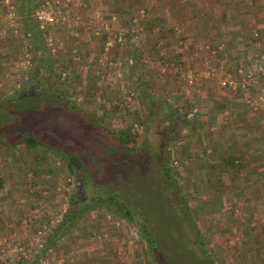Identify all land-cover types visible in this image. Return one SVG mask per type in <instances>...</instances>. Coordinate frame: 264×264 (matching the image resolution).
<instances>
[{
  "label": "rangeland",
  "instance_id": "rangeland-1",
  "mask_svg": "<svg viewBox=\"0 0 264 264\" xmlns=\"http://www.w3.org/2000/svg\"><path fill=\"white\" fill-rule=\"evenodd\" d=\"M41 1L31 10V19ZM50 1L58 18L42 32L47 43L50 37L51 63L61 76L58 85L48 77L13 83L24 70L21 62L26 51L10 39L18 27L10 25L6 7L13 5L12 23H16L32 0H0V47L7 49V58L6 51L0 55V95L16 89L27 97L11 103L0 99V203L33 209L21 218L23 234L14 235L13 229L8 236L0 234V264H13L35 252L40 254L33 264H211L208 257L214 264H264V241L258 239L264 222L262 165L244 162L243 155L245 167L239 174L228 170L225 156L244 151L237 144L244 133L228 132L234 117L220 111L222 107L210 110L215 98L191 92L197 87L193 82L199 85L201 79L203 86L208 78L228 86L219 80L226 72L236 75L241 67L248 94L257 98L264 91V78L250 68L257 53L244 51L238 58L235 51L225 56L221 51L209 55L203 49L197 53L202 68L196 73L193 44L197 38L192 35L196 25L181 21L175 4L159 2L149 7V3L147 11L140 8L131 33V23L121 22L124 14L113 11V0ZM225 1L211 0L208 6L214 13L225 11ZM156 12L164 16L167 30L166 39L156 41L162 46L152 48L157 33L150 26L158 20L151 13ZM73 17L76 22L70 25L67 21ZM173 52L180 59L176 65ZM223 56L224 62H230L227 67ZM211 65L215 71L206 74ZM250 71L252 79L246 74ZM243 91L236 89L235 94ZM263 102L256 105L264 108ZM183 110L187 124L181 120ZM258 115L257 126L251 129L264 130V110ZM128 128L137 135L125 147L115 133ZM253 135L264 139L258 130ZM26 136L43 144L27 147ZM62 153L77 156L82 164L80 179L75 169L65 170ZM166 158L178 190L162 170ZM30 165H37L35 173L28 169ZM73 191L89 208L55 249L43 248L46 232L66 209ZM109 194L128 203L131 218L117 213L106 199ZM216 197L221 200L214 201ZM106 213L118 224L108 220ZM133 221L145 228L144 234H153L151 247ZM103 232L112 248L108 255H94V259L76 255L77 247L91 248L92 234L98 237ZM116 240L119 252L113 249ZM218 250L221 253L213 255Z\"/></svg>",
  "mask_w": 264,
  "mask_h": 264
},
{
  "label": "trees",
  "instance_id": "trees-1",
  "mask_svg": "<svg viewBox=\"0 0 264 264\" xmlns=\"http://www.w3.org/2000/svg\"><path fill=\"white\" fill-rule=\"evenodd\" d=\"M37 1H39V0H35L34 2L32 0V2H30L28 7L24 10V17H21L19 22L17 20H16V23L14 22V25L17 26L18 28L13 32V35H11L12 37H10V39L15 40L16 45L19 46L20 49L21 48L23 49V45H24L25 46L24 50L26 52L28 51L27 53L31 52V54H30V57L28 55V62L23 64L24 70H22L20 72L19 76L15 77V79L13 80V83H16L19 80L22 81L23 83H25L28 81L29 78L38 82L40 77H48V78H51V82L53 84L58 85L61 82V76L59 75L60 71L56 72L54 70L52 63H51L50 55L52 53L50 52V46L48 45L47 41L44 40V33H46V32H42L44 29L38 28L34 19L33 18L31 19V13H32L31 10L35 6V4H37L36 3ZM204 1L205 0H113V1H111L112 2L111 6L114 7L113 11L115 10L118 14H122V13L124 14V16L121 18V20H122L121 22L122 23L128 22L129 24L131 23V33H132L133 32L132 30H134V31L136 30V27H135L136 22L134 21L135 14L137 13V11L140 8H143L144 11L145 10L147 11V9H150L149 8L150 6L157 5V3H159V2H167L168 4H171V5L175 4L179 10L178 12H179L180 17L179 16L178 17L180 18V20L181 21L189 20L192 23V21H193V19H195V17H198L199 15L202 17V14L206 11V7H205L206 4L204 3ZM149 3L151 5H149V7H148ZM222 12L223 11L220 12V15ZM151 15H152L151 16L152 18L156 17L158 20V22L153 20V22H151V26H150V30L156 29V31H154V33H157L155 45H153L152 48H158V47L162 46L163 43L157 44L156 41L159 38H165L166 39L165 31L167 30V28L165 27L164 22H163V19H165V18H164V16L162 17L160 15V12L159 13L156 12L155 15H154V13H151ZM32 17H33V15H32ZM203 18H204L203 21H206V22L209 21V22H211V24H213V26H215L214 24L217 22V20H215L214 23H213V21L208 20L209 17L207 18V15L205 16V13H204ZM219 20L220 21L223 20L222 15L219 16ZM152 24H153V26H152ZM193 25H196V24H193ZM183 30L187 31L188 27H186V28L184 27ZM182 36L183 37L187 36V33H183ZM233 40H236V37H234V35L230 36V38L228 37L226 39V42L227 43H233ZM133 41H131V44H133ZM25 42L27 43V45L24 44ZM4 51H6L4 53V57L7 58V49L5 48ZM4 51L2 50V47H0V55ZM170 51L172 52L173 48H170ZM217 51H219V50H217ZM22 52H23V50H22ZM171 59L173 60L174 65H176L178 63V61L180 62V59L178 58L177 54L174 52L171 53ZM256 60L257 61H264V58L260 59V57H257ZM220 66H222V64L219 65V67ZM53 73H54V75H53ZM52 76H53V79H52ZM18 92L19 91H17L15 89L12 93H7L3 97H2V95H0V99L4 100L7 103H11L14 101L18 102L19 100H22V99L27 100V97L23 96L24 94H22L23 97H21V94H19ZM180 106L174 107L173 110L176 111L177 109H181ZM167 113L168 112L166 111V114ZM185 114H186V110H183L181 112V118H182L181 120H182L183 124H187V122H188L187 121L188 119L186 118ZM107 129H109V128L107 127ZM115 135L117 136V139L119 140V142L122 140L123 144H125L124 146L126 147V146H128L129 142L134 141V138L137 135V133L134 132L133 130L130 131L128 128L126 132L123 130L122 131L120 130V131H117L115 133ZM255 136H257V135H255ZM23 141L27 147H32V146H35L36 144H41V145L43 144L41 141L33 138L32 136H26L23 139ZM128 148L129 149H131V148L136 149V147H132V146H130ZM61 156H63L64 162H65L64 168L66 171H72L73 172V170L75 169V171H77V173H78L79 172L78 170H80L82 168V164L76 155H71L70 153H68V154L62 153ZM242 157L244 158L243 154L240 152L239 153L238 152H231V151L228 152V154L225 156V163L227 165L228 170H232L234 173L239 174L238 172L243 167H245V164L242 163L243 162ZM167 158L169 159V157H167ZM168 159H167V163L162 166V170H163L165 176L167 177V179L174 182V185L176 186L175 188H176V190H178L177 189V182L174 181V179L172 178V174L170 172V169H171V167H170L171 163L170 162L171 161H169ZM259 164L262 165V168L264 167V163H259ZM28 169H30L32 172L35 173L37 170V165H35V166L30 165L28 167ZM76 177L80 179L81 175L78 173V174H76ZM245 178L247 180L248 173H246ZM1 186H2V183L0 181V187ZM106 199H107V201H109L115 205V209L117 210L118 214L123 215L124 217H126L128 219L131 218L130 209L128 207L127 202H124L121 199L114 200L113 196L111 194H109L106 197ZM216 200L220 201L221 199H220V197H216V199L214 201H216ZM85 204H86L85 201H82L79 198V196L74 193V191L69 194V196L67 198L66 209L64 211H62V213L59 214L60 217L58 218V220L49 228V231L46 232V238L44 241L43 248H46V249L49 248L50 250L55 249L56 248L55 246L59 242H61L62 239H64L66 232L73 231L72 229H75L78 227V223L81 222L82 214L85 213L87 211V209L89 208ZM187 214H188V216L191 215V213L188 209H187ZM129 222L131 223V220ZM133 223H134V226L144 234L145 228H143L142 225H139L134 221H133ZM95 227L96 228L99 227L98 224H95ZM258 234H259L258 239H260L259 242L262 243L264 241V222L259 226V233ZM144 235H145L146 239H148V242H147L148 246L151 247L153 244L150 241L149 235H146V233ZM243 240H244V238H243ZM204 253H205V255H209V253L206 252V250H204ZM220 253L221 252L219 250L214 251L213 255H219ZM38 254H40V253L35 252L29 256L22 255L21 258L15 259L13 264H33L38 259V257H39ZM92 256H94V255H92ZM95 256L92 257L91 259H94ZM207 261L211 264H214L212 258L208 257ZM5 264H9V263H5Z\"/></svg>",
  "mask_w": 264,
  "mask_h": 264
},
{
  "label": "crops",
  "instance_id": "crops-1",
  "mask_svg": "<svg viewBox=\"0 0 264 264\" xmlns=\"http://www.w3.org/2000/svg\"><path fill=\"white\" fill-rule=\"evenodd\" d=\"M204 3L206 4V11L204 12L205 16L207 15V18L209 17L208 20L213 21V23L215 20H217V22L214 24L215 26H213L211 22L203 21L204 13L202 14V17L199 15L200 17H195V19L192 21L196 24V26H193L192 28V35L197 38L193 44L195 49L192 47L194 49L193 55L196 54V57L193 61L195 64L193 69L197 70L196 73L200 72L199 70L202 68L201 60H199V57L197 56L198 52L204 51L202 45L213 44L215 46L212 47L217 48V50L221 51V53H223L225 56H228V53H231V51H235L239 55L238 58H240L244 51L248 50L255 52V54L257 53L256 58L260 53L264 54V0H226L224 5H222V8L225 7V11L223 9L224 13H221L223 18L222 21L219 20L221 11L214 13L213 9L208 6L209 4L211 5V0H205ZM231 9L232 13L229 11ZM232 35L236 37L237 41L233 40V43H227L226 39L228 37L230 38ZM218 47H220V49ZM225 56H223L224 59L223 61L221 60L222 62L226 60ZM238 58L236 57L235 60ZM219 65H221V63H219ZM229 65L230 62H224L223 64L224 67ZM205 72L206 74L208 73V71ZM263 74L264 73L258 71V75L264 77ZM204 81L206 82L204 86L202 85V79L201 82L199 81V85L198 82H193V84H197V87L193 88L191 92L195 95L199 94V96H203V93L205 92L207 94V98L210 100H214L211 98L216 99L214 100L215 103L212 105L213 107H209L210 110H217V108L222 107L220 108V111L223 109L224 113H228L230 116L234 117L232 119V123H230V126L232 127L229 129L230 131H227L230 132L231 135L234 131L244 133L239 138V143L237 142V144L244 149V151L241 152L244 156H246L244 162L247 163V161H250L249 163H264V139L259 138L258 135L251 136L252 131L256 130H258L260 134L264 133V130H260L259 127H257V129H251L252 126H257L255 123H257L259 118L258 114L260 113L261 109L264 110L262 106L260 107L256 105L262 104V101H259L257 98H255L256 96L252 97L249 95V90L245 85L243 87L238 85L235 89H233L234 87L231 88L229 86H219L210 78L204 79ZM202 88L205 90L202 91ZM196 89L198 90V93H195ZM236 89H244V91L242 94H235ZM237 115H240L238 119ZM243 140H246V142ZM248 155L251 157L247 158ZM263 172L264 168L261 167L259 173L261 179L263 178ZM1 189L2 188L0 187V190ZM16 201L17 199L15 202ZM19 206L20 205L18 203L13 205L12 203H0V234L3 236H8V230L12 229L14 230V235L15 233L23 234L24 225L21 221V218L25 215L24 212H29L33 209H31L32 207H23L22 209ZM92 238H94V241H92L91 245H89L91 248H88L86 244V246L83 245L85 248L77 247V250L79 251L76 253V255H96L98 258V255L99 257H105V255H108L109 250H112V248H109L110 241L107 240L108 238L106 235L101 234L100 236L95 237V235L92 234ZM117 241L118 240L112 244L115 245L113 249H117L119 252L121 247L117 245ZM86 248H88L87 252L84 251ZM118 252L116 255H118ZM120 260L126 261V259L121 258ZM103 264L110 263L105 261Z\"/></svg>",
  "mask_w": 264,
  "mask_h": 264
},
{
  "label": "built area",
  "instance_id": "built-area-1",
  "mask_svg": "<svg viewBox=\"0 0 264 264\" xmlns=\"http://www.w3.org/2000/svg\"><path fill=\"white\" fill-rule=\"evenodd\" d=\"M56 2H58L59 0H54ZM7 2V0H4V3ZM51 1L50 0H42L39 5L37 6V8L34 9V12H33V19L37 25L38 28L40 29H45L46 26L48 25H52L54 24L56 21H57V14L55 13V9L51 7ZM7 11H6V15L9 16V20H10V25L14 23H12L14 21V19L16 18L15 17V14H14V10H13V5L12 4H9L8 7H6ZM60 11V9H57ZM62 18H64L63 16H61ZM60 17V18H61ZM63 20V19H62ZM68 23L73 24L76 22V18H72L71 20H68L67 21ZM14 30H16L14 28ZM120 37V35H118V38ZM49 41L48 43L50 44L51 41H50V37L47 36L46 37ZM203 49L207 50L209 52V55L213 54V53H216L217 52V48L215 47H212V46H209V45H202ZM220 48V47H218ZM25 60H23L21 63L24 64L26 62H28V55L27 53L25 52ZM258 57H260V59L264 58V54L263 53H260L258 55ZM206 59V58H204ZM203 59V60H204ZM257 59V58H256ZM256 59H254L253 61V67L250 66V68H254L255 70L257 71H260L261 73H264V61H255ZM207 60V59H206ZM205 60V61H206ZM241 67H237V72L236 75H231L230 73H224L225 75L222 76V78L219 80L220 81V84H223V85H228V86H231L232 88L233 87H236V86H244L247 81L245 80V77L242 75V71H241ZM215 71V68L214 66H212L211 68H209L208 70V73L207 74H213V72ZM247 76L251 78V71L246 73ZM189 82H191L192 80L190 78L187 79ZM193 82V81H192ZM257 98L259 101H262L264 100V91H261L258 95H257ZM105 217L108 218V220L110 221H113L115 222V220L113 219V217L110 216L109 213H106L105 214ZM113 219V220H112ZM118 222V221H117ZM115 222V224L117 223ZM118 224V223H117ZM44 226V225H43ZM37 232H40V230H37ZM102 234H105V232H103ZM98 235H100V233H98ZM116 238V237H115ZM59 260H62V258H60Z\"/></svg>",
  "mask_w": 264,
  "mask_h": 264
},
{
  "label": "flooded vegetation",
  "instance_id": "flooded-vegetation-1",
  "mask_svg": "<svg viewBox=\"0 0 264 264\" xmlns=\"http://www.w3.org/2000/svg\"><path fill=\"white\" fill-rule=\"evenodd\" d=\"M153 234L151 235V236H149L150 237V241L152 242V244H154V239H153Z\"/></svg>",
  "mask_w": 264,
  "mask_h": 264
}]
</instances>
